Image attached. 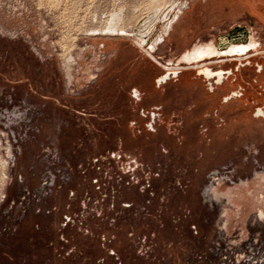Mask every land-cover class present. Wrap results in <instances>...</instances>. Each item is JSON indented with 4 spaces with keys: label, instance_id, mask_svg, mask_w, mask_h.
<instances>
[{
    "label": "rangeland",
    "instance_id": "rangeland-1",
    "mask_svg": "<svg viewBox=\"0 0 264 264\" xmlns=\"http://www.w3.org/2000/svg\"><path fill=\"white\" fill-rule=\"evenodd\" d=\"M236 26L241 65L185 61ZM257 108L264 0H0V264H264Z\"/></svg>",
    "mask_w": 264,
    "mask_h": 264
},
{
    "label": "flooded vegetation",
    "instance_id": "flooded-vegetation-1",
    "mask_svg": "<svg viewBox=\"0 0 264 264\" xmlns=\"http://www.w3.org/2000/svg\"><path fill=\"white\" fill-rule=\"evenodd\" d=\"M155 19L156 18L151 17L150 20L146 21L140 27L138 39L141 43L147 44L148 38L150 35L147 37V39L144 38V35H146L149 32V28L154 24ZM251 38H252V35H250L249 42L246 45L231 46L226 51H223V52L217 51L214 44L212 43L211 46H209V47H206L204 49L195 50L193 52V54L186 57L185 61H187V62H189V64H191V63L200 62V61H203L206 59H211L214 57L231 56V57H238L237 59H234V60L239 65H241L242 61L244 60V57H241V56L247 55L251 50H256V42H252ZM150 49H153V47L150 46ZM240 53H244V54L239 56L238 54H240ZM174 72H176V71H174ZM174 72H171L169 74L173 75ZM198 72L200 75H203L204 78L208 82L210 81L209 91H211V92L214 90L215 86H221L225 83V80L227 77H225L224 75L230 74L229 72H224V71L214 72L212 69H210L208 67H203V68L201 67V69L198 70ZM166 74L167 73H165L164 75H162L160 77L159 83H162V82L169 79V77H168L166 80H163ZM234 97H235L234 94L228 95L225 97L224 102H228L229 100L233 99ZM253 116L256 118L264 119V110L262 108L255 109L253 112ZM258 216L264 217V212L262 210H259Z\"/></svg>",
    "mask_w": 264,
    "mask_h": 264
},
{
    "label": "bare ground",
    "instance_id": "bare-ground-1",
    "mask_svg": "<svg viewBox=\"0 0 264 264\" xmlns=\"http://www.w3.org/2000/svg\"><path fill=\"white\" fill-rule=\"evenodd\" d=\"M151 17L144 18L143 21L140 22V26H136L137 28L134 31V35L136 37L139 36V29L140 27L148 20H150ZM154 24L149 28V32L144 35V38L147 39V37L150 35V31L152 30ZM107 30L109 31H115V28L112 26L107 27ZM250 38V32L247 29V27L244 26H236L232 30H230L227 34L221 35L217 38V43L215 44V48L219 52L226 51L231 46H237V45H246L249 42ZM244 53L238 54L239 56L243 55ZM177 72L173 73V76L176 75ZM169 73H167L163 80H166L169 77Z\"/></svg>",
    "mask_w": 264,
    "mask_h": 264
},
{
    "label": "built area",
    "instance_id": "built-area-1",
    "mask_svg": "<svg viewBox=\"0 0 264 264\" xmlns=\"http://www.w3.org/2000/svg\"><path fill=\"white\" fill-rule=\"evenodd\" d=\"M150 125H152L151 123H150ZM121 158H123L122 157V154H121V152L120 151H118V150H116V151H113V152H111L110 153V159H117V160H119V159H121ZM129 164H132V166L130 167V171H128L127 173L129 174V176H128V178H129V181H126L127 182V184L128 185H135L134 184V182H136V185H137V190H138V192L140 193H142V194H146V196H148V192L151 190L150 188L152 187L150 184H149V182L147 181V179H144V178H142V182L139 184L138 183V180H137V174H138V172L141 170V168L140 167H142V166H140V164L138 165H136V161L134 160L133 161V163H129ZM134 164H135V166H134ZM140 166V167H139ZM157 175V174H156ZM139 176V175H138ZM141 176V175H140ZM150 177V176H149ZM152 177V176H151ZM152 179H153V177H152ZM144 183H146L147 185H144ZM140 185V186H139ZM145 186H146V188H148V189H146L145 188ZM151 186V187H150ZM139 187L141 188V191H139ZM148 203H150V202H147V204ZM127 208H130L132 205H125ZM148 206V205H147ZM250 250L251 249H249L248 250V252H250ZM111 255H113L112 253H111Z\"/></svg>",
    "mask_w": 264,
    "mask_h": 264
},
{
    "label": "crops",
    "instance_id": "crops-1",
    "mask_svg": "<svg viewBox=\"0 0 264 264\" xmlns=\"http://www.w3.org/2000/svg\"><path fill=\"white\" fill-rule=\"evenodd\" d=\"M174 71H175V70H174ZM167 73H171V72H167ZM159 81H160V79L158 80L157 83H159ZM252 118H254V119H260V118H256V117H254L253 114H252ZM262 120H264V119H262Z\"/></svg>",
    "mask_w": 264,
    "mask_h": 264
}]
</instances>
